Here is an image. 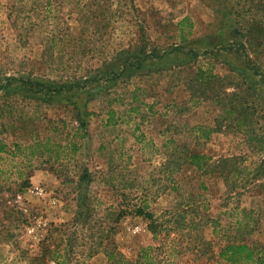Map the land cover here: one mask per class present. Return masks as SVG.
Returning a JSON list of instances; mask_svg holds the SVG:
<instances>
[{"label":"rangeland","instance_id":"rangeland-1","mask_svg":"<svg viewBox=\"0 0 264 264\" xmlns=\"http://www.w3.org/2000/svg\"><path fill=\"white\" fill-rule=\"evenodd\" d=\"M254 25L264 0H0V264L134 262L149 246L157 264H227L230 244L264 252ZM214 96L247 109L253 132L199 123L224 110L204 106ZM160 129L173 138L154 142Z\"/></svg>","mask_w":264,"mask_h":264},{"label":"trees","instance_id":"trees-1","mask_svg":"<svg viewBox=\"0 0 264 264\" xmlns=\"http://www.w3.org/2000/svg\"><path fill=\"white\" fill-rule=\"evenodd\" d=\"M252 31H256L257 33H260V32L264 33V28L260 27L259 25H254V27L251 26V28L246 30V33L250 34ZM143 56L144 57L142 56L140 57L146 59V58H149L150 55L144 53ZM136 62H137L136 64L139 65L143 61L140 60ZM181 63H185V62H181ZM198 79L200 83L201 82L207 83V82H213L214 80H218L219 78H215V76H212V74H205V73L200 72ZM94 89H97V88H94ZM217 99L218 98L216 96L210 98L211 101H214L215 103L217 102L219 104V102L221 101H217ZM233 101L228 106L227 104H223L225 106L223 110L224 113L219 117V121L217 122V124H219L218 126L219 129H221L222 131V128H223L220 122L228 123V120H231V123L234 124L238 130L253 132V125L250 123V121L244 120V117H243V116L249 117V112H246L247 109H245L244 113H240L239 107ZM240 114L242 115L241 117H240ZM79 117L81 118V114H79ZM81 124L85 125L83 120L81 121ZM189 157H190L189 159L191 160V163L197 168H201L206 163V161L201 160L202 157L200 155L190 154ZM145 210L146 208H139L137 212L140 216H143V218L145 219L150 218L152 221L151 223L154 226V219L152 215L147 213ZM155 250L157 249L150 247V246L146 248H142L136 261L134 262L132 261L130 262L126 258H123V257L119 258L113 254H111L110 261L117 262V264H157L156 262L157 260L155 256L153 255V252ZM220 256L223 259V261H225V263L227 264H264V252L260 251L259 249H254L247 244H230L221 252Z\"/></svg>","mask_w":264,"mask_h":264},{"label":"crops","instance_id":"crops-1","mask_svg":"<svg viewBox=\"0 0 264 264\" xmlns=\"http://www.w3.org/2000/svg\"><path fill=\"white\" fill-rule=\"evenodd\" d=\"M174 99H176V97H174ZM176 103H180V101L179 100H176ZM204 104V106H205V104L206 105H210V107H209V109L210 108H213L214 109V112L216 111V107L217 106H219V104L216 102H214V101H211V100H206V103H203ZM212 104V105H211ZM220 107V110H221V108H225V106L224 105H221V106H219ZM161 108H162V110H168V109H170L171 107H169V106H167L166 104L164 105V106H161ZM162 110H160V111H162ZM213 112V113H214ZM212 112L210 111V114H211ZM224 113V111H222L221 110V112H220V114H219V116L218 117H220L222 114ZM160 114H161V112H160ZM215 114V113H214ZM213 114V115H214ZM203 116L205 115V117L203 118V120L201 121V122H199V123H201V124H205V125H209V126H212L213 125V122H215L216 120L217 121H219V118L217 119V115L215 114V117L213 116V118L212 117H210V116H208V115H206V114H202ZM202 118V117H201ZM223 120V119H222ZM240 120V119H239ZM216 121V122H217ZM161 131H158V132H155V136H153V138H151V139H154L153 141L155 142V141H157V139H161V138H167V136H168V138H167V140L168 139H172L173 138V136L171 135V134H169L166 130H164V129H160ZM221 133H226V132H223V131H220ZM227 134V133H226ZM211 137L212 136H209V139H211ZM207 139H208V137H207ZM244 140V139H243ZM157 144V143H156ZM158 145V144H157ZM159 146V145H158ZM160 147V146H159ZM162 147V146H161Z\"/></svg>","mask_w":264,"mask_h":264}]
</instances>
